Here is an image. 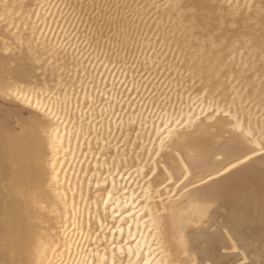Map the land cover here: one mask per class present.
<instances>
[{"label":"bare ground","instance_id":"obj_1","mask_svg":"<svg viewBox=\"0 0 264 264\" xmlns=\"http://www.w3.org/2000/svg\"><path fill=\"white\" fill-rule=\"evenodd\" d=\"M23 4L0 0V48L32 31ZM148 6L157 7L159 35L174 49L179 80L198 104L179 118L168 115L163 129L148 123L151 133L156 129L153 161L135 169L138 187H119V162L93 152L119 125L104 120L115 109L112 88L102 95L107 107L96 110L111 69L66 47L64 26L45 27L47 50L16 43L0 56V264H60L69 259L68 244L79 264H100L106 250L110 259L112 244L126 264H234L235 257L218 254L224 237L236 247L228 228L243 240L240 264H264V157L249 151L262 139V124L244 108L264 113V0H145L140 13ZM85 65L97 74L87 82L77 78ZM57 96L71 99L77 119L61 112L45 135V108ZM229 109L245 118L243 133L255 132L250 139L234 119L213 118L214 110ZM184 160L194 169L190 182L177 179Z\"/></svg>","mask_w":264,"mask_h":264},{"label":"rangeland","instance_id":"obj_2","mask_svg":"<svg viewBox=\"0 0 264 264\" xmlns=\"http://www.w3.org/2000/svg\"><path fill=\"white\" fill-rule=\"evenodd\" d=\"M67 3V8L61 6V14L68 21L61 33L63 44L87 63L90 60L98 65L102 63V69L107 66L112 71L110 84L101 85V91L96 88L97 99H100L96 102V110L103 104L107 107L102 95L112 88L110 105L115 104V109L113 113L106 111L109 113L104 120L108 121L111 117L110 123L117 119L119 125L115 131L110 130L107 139L103 140V148L100 141L98 145H93V152L102 150V159L119 162V187H138L141 176L135 169L153 161L149 150L156 129L151 133L148 123L156 120L157 125L161 123L159 128L163 129L168 115L179 118L181 111L193 110L198 102L194 104L192 96L185 93V86L179 80V76L184 77V74L176 67L179 59L174 49L159 35L157 7L148 6L141 14L145 0H67ZM234 95L241 100L235 90L233 98ZM244 108L252 120L259 116L258 121L264 129V113L250 104H245ZM90 118L96 126L102 125L100 116ZM90 118L85 119V123ZM121 119L125 123H120ZM139 124L141 128H138ZM133 128L135 131H132ZM260 137L264 139L261 132ZM97 156L94 155L95 158ZM87 157H81L84 163L95 160L94 157ZM90 188L93 189V184ZM103 246L104 242L98 247Z\"/></svg>","mask_w":264,"mask_h":264},{"label":"snow or ice","instance_id":"obj_3","mask_svg":"<svg viewBox=\"0 0 264 264\" xmlns=\"http://www.w3.org/2000/svg\"><path fill=\"white\" fill-rule=\"evenodd\" d=\"M23 6L25 7V9L30 10L28 11V17L30 21L34 20V27L31 32L23 33L19 42L12 40L11 45H14L16 43H27L30 48L35 46L37 51L39 50V48H45L47 50L44 38L48 36V33L45 32L44 29L45 27H47L48 29L55 32L56 28L62 29L63 26L68 23L67 18L63 14H61V6H63L64 8L68 7L67 0H24ZM52 8H55L56 12H51ZM45 9H47V13L45 12ZM64 39L67 38L64 37ZM11 45H5L3 48H0V56L6 55L10 51ZM96 75L97 74L94 73L87 65H85L83 69H77V78L82 77L85 82L89 81L90 79H94ZM69 77L71 78V72H69ZM72 86L76 87L75 84H73ZM84 87H87V83L84 84ZM5 88L6 90L10 89L11 84H6ZM85 103H87V101H85ZM233 103H235V101H233ZM61 112L64 113L65 117L69 121L74 122L77 119V114L75 112V109L73 108L71 99H60L57 96L52 100V104L49 107L45 108V120L42 122L45 135H50V129L55 126L53 124V117L58 116V114ZM214 113V119H219L221 116L230 120L234 119L235 123L233 124V127L243 135L248 136L249 139L251 138V135L255 134V132L243 133V129L240 128V125L244 122L245 118L241 116L239 110H237L234 117L231 115V109H229L228 111L221 110L220 112H215L214 110ZM132 131H135V128H133ZM260 132L262 135H264V129H260ZM174 138L175 137H172V139ZM136 146L139 147V144L137 143ZM249 151L251 152L252 156H256L257 154H259L261 157H264V139H261L256 144V146L249 149ZM181 155L183 156V153ZM245 155L247 156L248 153L246 152ZM183 163L185 167L181 171L180 177H177V179L183 177V180H189L190 182V176L195 174L194 169L187 160H184ZM154 178V176L148 177L150 181ZM112 195L113 193H109L108 198L110 199ZM100 200H104L103 195L100 196ZM227 231L230 234L231 241L235 244L236 247L235 249H231L230 244L227 243L229 237H224L226 243L223 245L222 250H220L218 254L224 257L233 256L235 257L234 264H240L241 260L243 259L241 257V252L245 251L243 240L234 233L232 228H228ZM115 249V244H112L110 252L111 258L109 259V254L106 250V255L104 256V259L100 261V264H126V258L122 255H118ZM57 251H60V249L58 248ZM66 251L69 253V259L64 260L62 257L60 260V264H79L78 261H73L71 259V256L73 255L71 244H68L66 246ZM95 255L96 254L93 253L94 257ZM83 264H97V261L94 258L91 261L85 260Z\"/></svg>","mask_w":264,"mask_h":264}]
</instances>
